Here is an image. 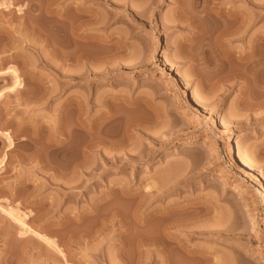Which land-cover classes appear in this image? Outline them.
<instances>
[{"label": "rangeland", "instance_id": "rangeland-1", "mask_svg": "<svg viewBox=\"0 0 264 264\" xmlns=\"http://www.w3.org/2000/svg\"><path fill=\"white\" fill-rule=\"evenodd\" d=\"M178 1L0 0V264H165L162 232L210 256L171 264H264V59L212 65ZM261 3L223 2V47L261 49Z\"/></svg>", "mask_w": 264, "mask_h": 264}, {"label": "bare ground", "instance_id": "bare-ground-1", "mask_svg": "<svg viewBox=\"0 0 264 264\" xmlns=\"http://www.w3.org/2000/svg\"><path fill=\"white\" fill-rule=\"evenodd\" d=\"M225 0H190L189 6H184L183 5V1H178L177 5H176V9H178L181 12V16L179 15V19L187 21L189 24L193 25L196 28V32L198 33H202V37H201V41H204V39H213L215 44H217V41H231V38L240 35L243 32V28L246 24H244L245 19H242V14L239 12H236V10H232L229 8H224L222 7L223 2ZM248 1V0H245ZM200 2L202 3L201 8H199L198 4H200ZM263 4V3H261ZM260 4V6H262ZM186 5V4H185ZM188 5V4H187ZM264 5V4H263ZM264 7V6H263ZM263 9V8H262ZM244 17V16H243ZM202 22V20L208 21L211 25L208 24V27L200 30V24L199 22ZM204 21V22H205ZM200 22V23H201ZM207 22V23H208ZM202 25V24H201ZM244 25V26H243ZM247 25V24H246ZM207 26V25H206ZM246 27V26H245ZM247 28V27H246ZM246 31V30H245ZM264 31V30H262ZM262 33V32H261ZM264 33V32H263ZM264 35V34H263ZM261 37V36H260ZM258 36V40H260V38ZM264 37V36H263ZM223 39V40H222ZM257 39V38H256ZM255 39V41H256ZM195 40V39H194ZM200 41V42H201ZM223 41V42H224ZM191 42V41H190ZM211 42V41H210ZM209 42V43H210ZM222 42V43H223ZM222 43L220 44V42L218 44H220V46L217 44V46L213 47L210 44L206 43L207 48L211 51L212 53V65H214L213 63H216L217 61L220 62V60L223 62L224 60L230 59L235 57L236 58V63L243 65L244 67L248 66V64L250 63L249 60H251L253 57H256V55H258V57L260 56L262 59H264V39L261 40V42H258L259 44L262 45V47H260V45L257 47L258 49L261 48L259 51H255V47L254 50H247L245 51L243 54L240 52H235V50L233 51V49H228V47L226 46H222ZM257 43V42H256ZM188 46V45H187ZM204 43H200V47H203ZM223 47V48H222ZM230 47V46H229ZM251 47V46H250ZM253 47V46H252ZM249 48V49H252ZM256 48V50H257ZM188 57L192 60V63L194 64H199L197 61V59L195 58V56L193 57L192 55H188ZM210 59V58H209ZM254 59V58H253ZM261 59V60H262ZM257 60V59H256ZM228 61V60H227ZM235 61V60H234ZM221 62V63H222ZM206 66L211 64V61H205L203 62ZM224 63V62H223ZM230 63V62H229ZM203 64V65H204ZM253 64V63H252ZM258 65V63H256ZM233 65V64H232ZM237 64H235L234 67H236ZM250 65V64H249ZM218 66V65H217ZM229 66V65H228ZM212 67V66H211ZM230 67V66H229ZM233 66L230 67L231 69L229 70H233L234 68ZM259 71H263L264 70V61H260L259 66H257ZM213 68V67H212ZM215 68V67H214ZM237 69V67H236ZM257 70V71H258ZM235 71V70H234ZM258 71V72H259ZM229 72V71H228ZM238 72V71H237ZM236 72V73H237ZM257 72V73H258ZM227 73V72H225ZM235 77H237L235 74ZM241 72H238L237 74H239ZM263 73V72H262ZM243 74V73H242ZM241 74V75H242ZM256 74V71H255ZM240 75V74H239ZM238 75V76H239ZM254 75V74H253ZM244 76V75H243ZM242 76V79H243ZM256 76V75H254ZM231 77V76H230ZM229 77V78H230ZM252 77V76H251ZM252 79V78H251ZM255 80V78H254ZM257 80V79H256ZM250 79H248V77H244V84L247 86L248 84H250ZM259 81V80H258ZM254 83V82H253ZM256 83V82H255ZM260 83V82H259ZM262 83V82H261ZM264 84V82H263ZM262 84V91L264 93V86ZM254 85V84H253ZM257 84H255L256 86ZM261 94V93H260ZM263 95V94H262ZM261 95V96H262ZM250 96V95H249ZM248 96V97H249ZM258 96V95H256ZM260 97V96H259ZM264 97V96H263ZM247 98V97H246ZM254 98V97H253ZM261 99V98H260ZM263 99V98H262ZM256 100V99H255ZM258 100V99H257ZM254 101V100H253ZM261 101V100H260ZM264 103V99L262 100ZM247 104V101H246ZM258 104V102H257ZM259 104H262V102H260ZM261 106V105H260ZM192 141H194V138H188L185 141H183L180 144V148L179 150H186L188 148L189 143H191ZM236 149H237V155H239L242 159V163L243 165L248 166L249 165V160L247 159V157L245 155H243V152L241 150V148L238 146V144H236ZM183 150V151H184ZM223 171L222 170H216V175H222ZM212 176V175H210ZM215 177V176H214ZM260 226L258 223L256 224V227ZM143 238V237H142ZM41 239H45L44 236H41ZM54 250L52 249H48V251L51 250V256H55V258H57V260L62 263L66 262V259L63 260L61 258V256H65V250L64 249H56L55 247V243L52 240H45ZM142 241V239H141ZM141 243V242H140ZM143 245L144 244H148V245H154L160 252L161 258L160 261L161 262H165V264H171V257H169L170 255V251L173 248L178 249V251H180L183 255L185 256H197V257H203L205 259H207L208 253H202V251L197 250L194 247H189L187 245L186 242H184L182 239H180L178 236H176V234L172 233V232H162L160 234H157L156 236H152V237H147L143 239ZM141 244V245H142ZM124 246V245H123ZM139 246V245H138ZM47 251V249H46ZM254 252H256L258 255L260 256H264V245L260 244L258 242H256L255 247H254ZM57 253L59 255H57ZM50 256V257H51ZM52 256V257H53ZM217 256V255H216ZM66 257V256H65ZM219 259V258H218ZM158 262L157 259L154 260V262ZM219 261V260H218ZM180 263V262H179ZM231 263V262H230Z\"/></svg>", "mask_w": 264, "mask_h": 264}]
</instances>
